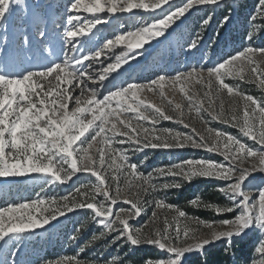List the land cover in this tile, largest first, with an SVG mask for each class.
<instances>
[{"label":"rangeland","instance_id":"1","mask_svg":"<svg viewBox=\"0 0 264 264\" xmlns=\"http://www.w3.org/2000/svg\"><path fill=\"white\" fill-rule=\"evenodd\" d=\"M77 2L78 0H23L21 8H14L6 20L0 23V71L18 78L30 71L47 70L55 63L63 64L66 58L83 59L92 56L94 59L86 63L88 73L96 81H99L101 75H108L107 80L102 83H94L91 80L86 82L82 95L78 81L69 88L66 80L59 83L50 78L51 95L45 96L41 93L42 98L60 105L63 103L60 99L61 93L67 89L63 100H67L68 94L74 96L72 101H68L69 113L76 110L77 99L81 100V107L85 106L87 100L93 98L91 91L97 93V99L103 100L105 96L128 88L131 84L141 85L143 90L136 93V100H132L130 96L122 99L119 103L123 106L116 111H113L117 109L116 101L108 109L101 105V111L111 113L106 127V135L111 139L105 142L104 139L98 138L95 132L86 135L81 146L84 154L91 157V161L84 160L79 173L67 184L52 183L50 180L45 182L46 178L38 174L0 178V210L19 207L24 203L36 204L37 207L28 210L29 213L33 216L40 213L43 218H50L53 212L58 215L59 210H66L65 198L72 202L67 206L77 209L43 229L0 241V264H59L66 260H72L73 264H136L141 254L146 251L155 256L154 259H148L146 264H167V261L173 258L170 253L161 251L154 243L132 246L126 239H121L126 233L117 221V215L120 221H129L128 227L133 235L140 233L145 240L153 242L157 234L165 232L167 221L170 226L169 241L165 242L167 247L183 248L210 241L205 247L207 249L187 254L183 264H212L210 258L218 249L221 259L215 264H260L264 257H261L258 248L264 243V228L260 227L257 221L241 237L233 238L231 242H211L214 241L215 234L234 230L232 222L242 215L240 209L226 213L231 214V217L224 216L226 214L217 215L216 209L236 207L233 199L239 201L241 198L230 199L219 190L236 183L239 175L244 172L252 174L242 185V191L250 196L248 206L256 205L258 212L259 194L264 192V172L257 171L261 167L259 156H241L232 161L236 176L231 181L198 177L189 182L180 174L167 179L157 176L152 180L156 191L129 176L127 172H113L112 167L115 166L109 165L114 154L124 152L128 154L130 162L138 166L139 173L145 178L153 176L160 169L168 170L177 165H186L188 161L213 162L228 167L229 162L217 154L214 147L219 143L220 151H223L225 142L223 139L217 141L216 132L224 133L225 137L230 135L250 150L264 154V148L248 140L240 131L245 112L242 96H251L264 105V86H261L256 78L257 73L264 74V56L256 55L252 58L257 66L255 73L252 71V64L241 66L238 62L234 66L237 71L243 72L245 82L239 78L225 82L234 90H238L239 96H229L226 90H221L214 76L211 78L212 87H206L209 82L208 72L220 63L249 47L264 49V22L260 20L257 12L261 0H223L219 5L197 7L169 29L164 37L145 46L140 59L130 65H124L123 58L127 49L114 47L109 51L110 44L114 45L121 35L137 32L143 26H150L164 16L160 13H145L142 10L129 13L116 11L115 14L104 12L95 17L87 13L69 12L71 5ZM91 2L92 0H85L86 4ZM114 2L116 0H102V4L108 7ZM184 2L185 0H177V4ZM172 10H175V6ZM76 15L80 16V20L69 24V19ZM253 16L257 17L255 23L252 22ZM209 18L211 22L204 27ZM97 20L102 22L97 23ZM71 31H77V37L69 42L68 35ZM85 32L88 34L82 35ZM193 42H197L198 46L193 51H188ZM97 53H100L99 60L95 59ZM117 57H121L119 63L124 65L123 69L117 74H108L107 69L117 63ZM193 70L200 78V84H197L195 79L175 82L176 75L188 74ZM80 75H84V72H80ZM162 76L170 82L162 86V89L148 90L149 86ZM48 85L49 81L44 82V92H48ZM181 87L185 89L184 93L180 91ZM52 96L56 99L53 100ZM125 99L133 106L151 105V108H140L138 114L133 113L128 103H124ZM253 107L249 105L247 109L250 114ZM153 109L157 111L154 112ZM161 111L167 119L159 115ZM139 116H144L145 120H140ZM258 116L257 113L256 118L250 120V124L256 126L257 136ZM90 119L91 116H88L85 122ZM121 120L130 126L131 133L120 123ZM149 120L153 122L148 123ZM233 121L237 123L233 124ZM112 124H116L121 133L120 137L112 135ZM176 135L188 137L189 141L195 140L203 146L164 147L165 142L174 145ZM123 137L129 139L122 142ZM157 137L158 139H154ZM132 138L138 140V145H143V150L138 145L131 144ZM153 143L156 147H151ZM106 144L111 145V148H107ZM205 148L214 150L208 152ZM101 149H104L106 157V166L103 168L99 159ZM115 158L121 163L118 156ZM93 170L105 179V185H100L90 174ZM65 171L70 172V169L65 166ZM113 175H117L118 180H113ZM165 185L170 187L165 189ZM175 185L180 187L177 189ZM97 190L100 193L95 197L97 203L113 207L112 219L115 221L114 227L120 229L119 231L107 233L105 229L98 227L99 220L95 218L94 213L85 210L86 203L92 202V196ZM211 191H217V198L224 201L219 206L211 207L214 209L212 219L201 220L194 213L182 210V204L193 208L203 206L201 203L208 201L207 198L212 195ZM85 192L89 197L87 201L83 199ZM104 192H109L111 200L116 201L114 206L104 200ZM41 200L45 203L39 204ZM194 201L197 202L195 207ZM158 202L166 203L169 208H159ZM81 204L85 205V209L80 208ZM133 205H138L141 212L138 218L134 216L137 208ZM176 210L183 211L185 218H180ZM206 224L213 227L207 228ZM177 228L181 233L178 240ZM184 231L191 234L188 239H184Z\"/></svg>","mask_w":264,"mask_h":264},{"label":"snow or ice","instance_id":"2","mask_svg":"<svg viewBox=\"0 0 264 264\" xmlns=\"http://www.w3.org/2000/svg\"><path fill=\"white\" fill-rule=\"evenodd\" d=\"M223 0H185L183 4H177V0H116L110 7L102 4V0H92L91 4H86L85 0H78L77 3H73L69 8L71 13H87L92 16H97L98 13L108 12L115 14L116 11L129 13L133 10H142L145 13H160L164 16L158 22L152 23L150 26L145 25L139 31L129 33L127 35H121L114 45L109 46V51L114 47H124L127 49L124 56V65H130L133 61L140 59L145 46L159 40L164 37L168 30L173 28L178 22L182 21L193 9L200 6L219 5ZM23 6V0H0V23H3L14 8H21ZM175 6V10L173 9ZM259 18L264 22V0H261L259 8L257 9ZM257 17H252V22H256ZM80 20V16L76 15L69 19V24H74ZM102 21L97 20V23ZM211 22V18L205 21L204 27H207ZM227 23V20L225 21ZM95 25H93L94 27ZM87 27V26H85ZM88 33H82L87 35ZM77 37V31H71L68 35L69 42L74 41ZM251 39V37H249ZM197 42H193L188 51H193L197 47ZM256 55L264 56V49L256 50L251 47L247 48L244 52L237 54L235 57L227 60L224 63H220L213 70L208 72L209 82L206 85L209 89L212 87L211 78L214 76L216 83L221 90H226L229 96H239L238 90H234L225 81L233 79H241L243 81V72L237 71L235 65L239 62L241 66L243 64H252V71L256 72L255 62L253 57ZM92 56L86 58H66L61 63H55L54 66L49 67L47 70L30 71L27 74L18 78H13L7 74V72L0 71V178H14V177H29L34 174H38L45 179V182L50 180L52 183H59L61 185L67 184L73 179V176L79 173L80 166L84 160L91 161V157L84 154L82 144L86 135L89 132H95L98 138H102L105 142L111 137L106 135V127L108 126V116L111 113L101 111V105L105 109H108L114 101L117 102V109L123 105L119 102L125 97L130 96L132 100H136V93L143 90V86L138 84H131L128 88L117 90L110 95H107L103 100L97 99V93L91 91L92 99L87 100L85 106L81 107V100H75L77 108L75 111L69 113L68 101H72L74 96L67 95V100H63L64 95L67 93L65 89L60 96L63 101L62 104L57 105L50 102L47 99L42 98L41 93L45 96L51 95L52 85L50 78H54L59 83H64L66 80L67 85L71 88L75 81L79 82L81 88V94L83 95V86L86 82L92 81L94 83H102L108 79V75H101L99 81H96L87 71V61L93 60ZM96 60L100 59V53L95 56ZM121 57H117V63L111 65L107 72L108 74H117L123 69L124 65L120 64ZM73 60L75 61L73 63ZM80 72H84V75H80ZM256 78L260 81V85L264 86V74L257 73ZM195 79L197 84L201 83L199 77L196 76L195 70L188 74H178L175 76V82L180 83L184 80ZM49 81L48 92H44V82ZM170 81L165 77H160L157 81L153 82L149 86L148 90L155 88H161ZM180 91L185 92V89L181 87ZM161 95L163 92L161 91ZM210 98V97H209ZM55 100L56 97L52 96ZM242 99L245 101L244 123L240 129L242 135L248 140H252L258 143L261 148H264V105H261L253 97L243 95ZM37 101L39 103H37ZM124 103H128L125 99ZM249 105L254 106L251 114L247 110ZM128 107L131 112L139 113L140 108H151V105H139L133 106L128 103ZM153 111H157L153 109ZM97 113H99L97 115ZM257 113L259 135L257 136L256 126L250 124V120L255 119ZM161 117H164V113L159 112ZM91 116L90 120L85 122L86 118ZM167 119V117H164ZM140 120H145L144 116H139ZM153 121L149 120L148 123ZM124 124L125 128H131L124 121H120ZM237 121H233V124ZM110 130L114 137H120L121 133L117 130L116 124H112ZM147 131V129H145ZM217 141L224 140L223 151H220L219 143L214 147L217 150V154L222 155L224 160L229 162V166L219 165L213 162L205 161H188L186 165H177L172 169H160L151 177L145 178L139 173L138 166L132 164L129 160L127 153L120 152L114 154V158L111 160V166L113 172L124 173L127 172L129 176L136 180L142 181V184L148 185L153 191H156L155 185L152 184L157 176L160 178H174L178 174L182 175L187 181H191L193 178L203 177L211 178L218 181H231L236 176V169L232 165V161L241 156L257 157L259 156L261 167L257 171L264 172V154H260L256 151L250 150L244 143H241L236 138L228 135L225 137L224 133L216 132ZM129 137H123L122 142L128 140ZM154 139H158L154 138ZM175 144L169 145L164 143L166 148H184L189 145L192 147H202V144H197L195 140L189 141L188 137H180L176 135L174 137ZM96 141L94 140L93 143ZM187 142V143H186ZM131 144L138 145V140L131 139ZM143 150V145H138ZM91 147V145H89ZM107 148H111V145H107ZM151 147H156L153 143ZM208 152H213L214 148H205ZM121 163H118L115 158ZM100 165L106 166V157L104 149L100 150ZM65 166L70 169V172L65 171ZM100 185H105V179L93 170L90 173ZM252 173L244 172L239 175L237 182L231 184L230 187L220 189L223 195L232 198H241V200L233 199V203L236 207H229L226 209H216L217 215H223L242 210V215L238 219L232 222L234 230L215 234L214 241L227 240L231 242L233 238L240 237L244 232L250 228L253 221H257L259 226L264 228V192L259 194L258 212L257 206L253 205L249 207L250 196L242 191V185L246 182ZM117 175H113V180H118ZM131 183V181H130ZM170 187L165 185L164 188ZM178 189L180 185H175ZM163 190V189H162ZM100 195L99 191L92 196V202L81 204L80 208L85 210H91L94 213L95 218L99 220L98 227H101L111 234L119 231L114 227L115 221L112 217L113 207H106L103 203H97L95 197ZM87 192L84 193L83 199L88 200ZM103 198L105 201L110 202L113 206L116 201L111 200L110 193L104 192ZM39 204H44L45 201L41 200ZM56 202H53L55 204ZM72 203L69 198H65L66 210H59L57 215L55 212L50 218H43L40 213L33 216L28 210L35 209L36 204L24 203L19 207H9L5 210H0V241H5L9 238L20 237L25 234L32 233L37 229H43L47 225L57 221L61 217L68 213L74 212L77 209L75 207L67 206ZM124 203H129L124 201ZM197 202H193L195 207ZM157 206L161 209H168L169 206L164 202H158ZM137 210L134 212V216L138 218L141 212L138 210V205H133ZM47 211V209H45ZM178 211L180 218H185L183 211ZM117 221L123 226L122 230L126 233L121 239H126L132 246H139L142 243L149 245L155 244L161 251L170 253L173 258L167 261V264H183V260L187 254L193 252H201L207 247L210 241L198 243L192 246L183 248L167 247L165 242L169 241V227L167 221H165L166 228L164 233H159L155 237V241L145 240L140 233L133 235L128 227V220H119L117 215ZM227 226V225H226ZM205 227L212 228L213 225L206 224ZM188 231L183 232L184 239L190 237ZM181 236L180 230L176 229V239ZM99 239V237H97ZM258 252L261 257H264V243L258 248ZM59 264H73L72 260H66L59 262ZM151 264V262H149ZM260 264H264V258L261 259Z\"/></svg>","mask_w":264,"mask_h":264},{"label":"trees","instance_id":"3","mask_svg":"<svg viewBox=\"0 0 264 264\" xmlns=\"http://www.w3.org/2000/svg\"><path fill=\"white\" fill-rule=\"evenodd\" d=\"M211 194L214 195L210 198H207L208 201L201 203L203 204V206L201 207H197V208H193L192 206H187L186 204H182L181 208L183 211H185L186 213H194V215L196 217H198L201 220H210L212 219L213 215H214V209H212L211 207L214 206H219L223 201V199H218L217 197H219V193L217 191H211ZM215 198H217L215 200ZM218 200V201H217ZM226 217H231V214H226L224 215ZM253 223H255V220L253 221ZM241 237V236H240ZM207 249V248H205ZM154 254L150 251H146L143 254H141V256L139 257L138 261L136 262V264H146V261L148 259H154ZM220 249L217 250V252L215 253L214 256H212L210 258V261L212 264L217 263L218 261H220ZM194 259V258H192Z\"/></svg>","mask_w":264,"mask_h":264}]
</instances>
